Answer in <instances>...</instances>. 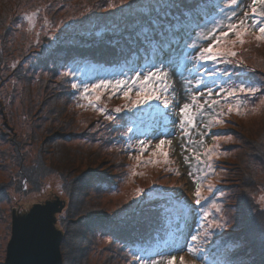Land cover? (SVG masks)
<instances>
[{
    "label": "rangeland",
    "instance_id": "374dc122",
    "mask_svg": "<svg viewBox=\"0 0 264 264\" xmlns=\"http://www.w3.org/2000/svg\"><path fill=\"white\" fill-rule=\"evenodd\" d=\"M122 1L121 9H119L114 0H104L106 6L104 4L100 6L88 5L89 0H13L11 4L13 7L10 9L13 12L11 15L9 12V16L6 19H8V27L13 33V36L9 35L11 38L9 42L13 43L11 47L13 46L14 48V45H16L17 48L13 53L4 52V59L12 57V59H19V62L23 59V66H21L23 70L25 69L30 71L28 73H31L34 67L38 68L34 72H38L37 77L39 79L43 77L44 81H55L54 79H50L52 75L48 70L58 65L61 71L58 73L57 79L63 78V74H71L68 70H63L65 61L61 59L65 56L61 52L63 45H71L66 44L68 36L72 37L73 35H77L76 37H78L80 35V37L86 36L89 40H100L98 37L104 35V32L107 30L106 25L93 24L96 15L93 14L92 9L99 8V11L101 9L100 13L109 10L108 14L110 11H116L115 14L119 16V10L128 13L130 11L133 12L132 10L135 9V11L144 13L146 10L145 7H149L150 3L155 2V0ZM163 2L164 0H156L157 4L153 6L155 15L151 16L148 24L164 16L162 7L166 6L169 1L165 4ZM245 2L247 3L248 9L245 8L241 17L232 22L238 23L243 20L245 25L248 26V34L244 36L245 43L240 44L237 42L234 46L231 45L229 41L235 39V36L230 35L227 40H221L220 44V47H231L233 51L239 53L235 56L239 58L242 48H245L250 42L255 41L264 45V39H256L260 33L256 28L251 27L252 17L250 15L253 7L256 8L258 13L264 11V4L257 3L253 5V0H245ZM6 5L5 0H0V9ZM226 5L231 7L230 1ZM27 17H32V19L29 20ZM220 17L219 15H214V17L204 21L203 25H207V27L199 29L193 41L202 47H207L212 42L214 35L212 31L213 26L210 24V21L216 20L218 22L217 27L230 23L225 20L219 21ZM125 26L127 27V32L136 33V26L132 24H126ZM123 29L119 25V27L115 26L110 29V32L122 34ZM1 32L3 33V31ZM2 33L0 36H3ZM215 35L218 36L219 33L216 32ZM0 43L1 45L3 44L1 41ZM79 45L80 41L76 40L71 46L78 47ZM77 49L81 48H76L74 52H77ZM31 51H34V53ZM24 52L25 55L29 54V56L23 57ZM68 53L73 52L68 51ZM179 59L182 60V58ZM260 60L262 61L264 58H260ZM71 62H73V59ZM79 62L82 61L75 62L76 69L81 64ZM259 63L261 64L263 62L259 61ZM209 66L211 67V65ZM188 67L191 68L192 65L189 64ZM13 74V70L11 69L0 70V141H2V143L0 142V192H5L0 195V264H4L5 260L11 232V212L13 210L26 203L59 200L64 204V208L61 212L55 213V227L61 231V219L63 218L60 216L67 214L69 205V203H66L67 198L61 190V179L56 176L50 177L49 180L47 179L44 185L38 187V189L31 190L33 192L26 193L28 188L25 183H23V190H18V178H14L12 174V172H17V168H15L16 166L11 160L12 157L9 155L11 151H14L15 146L22 145L26 151L33 149L36 154L39 153V156L42 157L44 166L51 167L52 170H59L67 174L70 173L71 176H77V173L83 170L87 164L86 159L85 161L77 159L76 162L71 160L72 157L69 156L70 154L67 151L69 150V146L71 148L75 147L76 150V144L72 145L74 140L71 143L68 140H58L60 142L53 140L55 137L53 134L54 131L61 133L57 128L67 124V119L63 117L64 115H60V117L54 116L62 124H57L56 122L49 123L50 117L45 116L41 118L38 112V106H35L31 112L26 109V106H29L27 103L28 100L21 98L23 82L22 84L16 82L17 74L15 73L14 77H12ZM171 74L173 78L171 81H168V86L170 90H174V93L163 98L169 101L172 114L168 116L167 120L158 122V125H174L175 131L171 135L167 133L165 137L162 136L154 139L147 137L149 127L144 129V131L147 130L146 132H143L139 127L134 128L138 122L134 121L133 117H138L137 115L140 112L141 115L144 112L127 111L125 105H128L130 100L123 97L122 94H113V89L110 87L107 90L97 89L95 93L90 91L86 95L83 91V85L89 86L90 83H84L80 89L77 81L72 82L73 85H77L75 88L77 89L78 99L75 106L79 108H77L76 115L73 112H68L67 116L77 120L73 124L76 128L80 127V119L82 117L86 118L81 113L91 115L102 114L94 105L105 108L107 111L103 115H108L110 109L106 105L107 102L108 104L115 103L116 108L123 109L122 111L128 114L126 116L128 120L130 118L133 119V123L119 136L121 137L120 143H126L125 148L120 149L125 151L122 160L127 163L126 173L118 179L117 184H110L109 187H106L105 194L100 199L97 200L95 196L86 194L84 198L85 204L90 202L89 204H93V206H99L101 211L106 214L108 213L107 215H109V212L113 215L116 213L123 215L127 214V212H135L137 213V217L134 223L139 222L141 217L148 218L151 214L150 211L157 209V212H160L167 222L166 229L170 228L168 224L180 222L179 234H185L187 237H191L193 234L199 236V240L196 241V245L199 247L198 254H193L189 251L183 252L181 251L182 249L179 252L177 251L178 253L167 252L170 247L178 248L175 245L177 241H181L180 235H177L175 240L169 241V239L174 238V235L168 233L165 241L157 242L155 245L157 250L161 248L165 249V251L157 252L156 254V249L151 248L145 255L140 252H132V258L136 255H141L143 258L144 256H151L148 260L154 259L157 261V264H167L168 260L174 256L176 258L175 264H223L225 263L223 261L224 257L231 255L239 247L238 244L235 246L226 244L223 245L222 252L220 253L218 252L217 245L220 240L227 238L229 233H238L240 231V229L236 228L240 221L238 205L240 203L241 193L243 192L240 177L243 174V170L248 167L247 146L248 142L252 139L247 136V132H252L253 130L255 133L263 132L264 136L263 119L260 120L258 116L264 115V83L260 81L257 83L251 80L243 81L245 85H254L257 89L260 87L259 91L261 90V93L258 96V102L255 104L250 106H246L244 103L239 104V100L234 101V99L228 98L225 93L220 100H217L219 109H214L211 112L212 109L206 107L208 106V102L214 100V93L209 97L207 95V89H201L204 93L201 95L196 90L198 78L192 79L187 73H185L186 79L184 80L178 75L173 74L172 71ZM257 74L259 77L260 73L257 72ZM6 76L8 79L5 78ZM24 76H26L25 73ZM234 78L232 76L231 79L223 81L219 79L216 85H222L225 82L229 84L228 89L233 86H238L234 84L238 83V80ZM205 79L207 80L208 78L205 76ZM188 80H191V85L188 84ZM15 85L19 87L16 88ZM216 85L212 86L213 90ZM135 94V90L130 93L133 99L135 98ZM11 95L13 96L10 98ZM96 95H100L101 99L99 101H96ZM41 97L43 103L50 100V96L47 99L46 93H43ZM206 98H210V101ZM90 100L91 104L89 102ZM185 103L190 105L189 116L191 117L192 123H187L181 112ZM238 106H240L239 112H237ZM153 107L159 108L160 106L153 105ZM229 107L232 109L230 112ZM45 111L48 112L47 109ZM161 111H164V109H161ZM202 112L205 115L199 116L198 114ZM152 115H155V112H152ZM209 115L211 116L208 118ZM22 118L25 122H23ZM157 120L159 121L160 118L157 117ZM173 121L177 122L173 124ZM28 122L32 126L33 123L39 124L37 126L39 130L36 131L37 139L30 141V138H28L24 140L23 135H27L28 131H30L27 127L29 126ZM181 124H183V130H181ZM129 127L132 129L131 132L128 131ZM138 134H142L144 137L146 136L145 138L147 139H137L135 135ZM256 137L259 136L257 135ZM256 137L254 140L258 139ZM161 139L165 140V144L160 150H157L156 144ZM140 141H144L142 154ZM153 152H157V155H152ZM164 152L168 155L164 156L162 154ZM74 153L72 151L73 155ZM1 154H5V156L1 158ZM11 155L13 154L11 153ZM137 156H140L139 160ZM95 160L98 162L97 155ZM111 160L112 158L108 157L107 161L110 162ZM68 162H72L74 166L70 165L69 169L65 170L64 168ZM111 164L113 163L105 164L104 168L110 167L109 165ZM210 186L211 191H209ZM197 189L201 192L199 197L201 203L199 205L195 203L196 199H198L196 196ZM255 199L256 203L264 210V187L261 188L257 196H255ZM81 201L82 198H80L79 202L77 200L73 208L77 207ZM119 207H123V209L112 213V211ZM129 224L132 225L133 222ZM217 224L223 226L216 227ZM97 225L93 227L95 237L91 232L88 235L89 240H94V244L92 243L89 249L90 257H82L81 264H102L103 259L114 256V253L119 248L117 246V235L103 231L106 224L104 225L102 223L101 229ZM78 230L77 227L74 231L79 232V235L82 234V230ZM69 242H67V245H70ZM75 242L76 240L68 248L70 250L69 254L72 252V249L76 248L73 246ZM173 250L176 251L177 249ZM60 251L62 264H65L63 259L65 254L63 253V248L61 249V245ZM163 252L165 253L162 255ZM135 264H137V261ZM228 264L230 263L228 262Z\"/></svg>",
    "mask_w": 264,
    "mask_h": 264
},
{
    "label": "trees",
    "instance_id": "16d2710c",
    "mask_svg": "<svg viewBox=\"0 0 264 264\" xmlns=\"http://www.w3.org/2000/svg\"><path fill=\"white\" fill-rule=\"evenodd\" d=\"M12 1L13 0H5L7 5L0 9V34L2 33L1 31H3V36H0V41L3 43L2 45L0 43V70H13L14 74L12 77H14L15 73L17 74L16 82H20L21 84L23 82L21 98L28 100L27 103L29 106H26V109L30 112L34 110L35 106H38V112L41 118L48 116L50 117L49 123L56 122L57 124H62V122L56 117L64 115L63 117L67 119H64L67 124L62 125L63 127L60 126L57 128L61 133L54 131L53 134L55 137L53 140L57 142H60L58 140H68L69 143L74 140L72 145L76 144V150L75 147L71 148L69 146V150L67 151L70 154L69 156L72 157L71 160L73 162H76L77 159L82 161H85V159L87 160V164L85 163L86 167L79 171L77 176H71L70 173L67 174L66 172H60L59 170H52L51 167L44 166L42 157L39 156V153L36 154L33 149H28V151H26L25 147L22 145L15 146L14 151H11L13 155H11V153L9 154L10 157H12L11 160L16 166L14 167L17 168V172H12V174L14 178H18V190H23V183H25L28 188L26 193H30L33 192L31 190H36L38 187L44 185L45 181L47 179L49 180L52 176L61 179V190L67 198V202H65L67 204L69 203L67 214L64 213L66 216H60L63 218L61 219V231L63 234L61 249L63 248V253L65 254V256H63L65 264H81L82 257H90L89 249L91 244H94V240H89L88 235L91 232L95 237L93 227L99 222L101 223L97 226H99L100 229L102 223L104 225L106 224V229L104 228L105 230L103 229V231L117 235V246H119L114 253L115 255L103 259L101 262L102 264H135L136 259L135 257H131L132 252H140L145 255V253L150 251L151 248L156 249V254L157 252L160 253L165 251V249L161 248L157 250L155 245L157 242L165 241L168 237V233L174 235V238L169 239V241L175 240L177 235L181 236V241H177L175 245L178 248L170 247L167 252L178 253L180 249H182L181 251L183 252L187 251V247L193 245L191 237H187L185 234H179L180 222L168 224L170 225V228L166 229L167 222L160 212H157V209L150 211L151 214L148 218L141 217L139 222L134 223L137 217V213L135 212H127V214L123 215H119V213L113 215L109 212V215H107L108 213L106 214L101 211L99 206H93V204H89L90 202L85 204L84 199L86 194L95 196L97 200L100 199L105 194V188L109 187L110 184H117L118 179L123 177L126 173L127 163L122 160L125 151L120 150L121 148H125L126 143L121 144V137L119 136H121L122 132L133 123V119L138 122L137 126L135 125L134 128L139 127L143 132L147 131H144L145 128H150L147 132V137H150L151 139L162 136L165 137L167 133H170L169 135H171L175 131V126H165L163 124L158 125L157 123L153 127L149 124V110H144L142 111L144 114L141 115L140 112L137 115L138 117H133V119L130 118L128 120L126 117L128 114L126 112H115L116 104H108V102L106 105H108L110 114L114 115L115 119L109 120L107 119V115L104 116L103 114L91 115L81 113L82 116H86V118L82 117L80 119L81 123L79 121L81 128H76L73 124L77 120L67 116L68 112H73L76 115L77 108H79L75 106L78 96L77 89L73 87V81H77L78 86L81 89L82 85L86 82L90 83L89 86H91L94 83H98L101 79H126L133 75L134 70L138 71L141 68H148L155 61L156 57L152 53L151 45L148 43L141 45L140 41L144 39V29L152 31L151 25L150 23L148 24V21L151 16L155 15L153 6H156V0L155 2L150 3L149 7H145L146 10L144 13L137 10L135 11V9L132 10L133 12L130 11L128 13L119 10L120 15L118 16V14H115L116 11H110L108 14L109 10L100 13L101 9L100 11L99 8L92 9L94 12L93 14L96 15L93 24L106 25L107 30L104 32V35L98 37L100 40H89L86 36L80 37V35H78V37H76L77 35H73L72 37L68 36L66 44L72 45V43L77 40L80 41V45L78 47L63 45L61 51L65 54V56L61 58L65 61L63 70H68L71 74H63V78L57 79V75L61 71V68L58 65H55L48 70L52 75L50 79H54L55 81H44L43 77L39 79L37 77L38 72H34L35 69H38L36 67L31 70V73H28L30 71L25 69L23 70L21 67L23 66V59L20 62L18 61L19 59H12V57L4 59V52L7 51L13 53L17 48L16 45H14V48L13 46L11 47L13 43L9 42L11 41L9 35L13 36V33L8 27V19H6L9 16V12L10 15L13 12V10H10L11 7H13L11 5ZM114 1L118 8L121 9L120 6L123 1ZM168 1L169 0H164L163 4ZM228 1L230 0H199V4L194 5L193 0H185L182 2L181 7H192V12L185 13V16L181 18L178 15H172L171 13L174 10L169 9V20L171 22L169 23V20H164L163 17H159L157 21L159 20L160 23L169 30L170 35L168 38L173 42L180 39V36L174 35V33L177 32L187 33V35L184 36V41L189 42V35L192 33V25L194 22L198 21L203 25L204 21L214 17V15L221 16L219 21L225 20L227 22H234L241 17L245 8L248 9L245 0H237V4L234 6L236 15L233 17L229 10L230 7L226 5ZM103 4L106 6L104 0H89L88 3V5L91 6H100ZM220 8L225 9L224 14H221ZM225 15L229 17V19H225ZM250 15L252 17V13ZM152 22H156V20ZM126 24L136 26V33L127 32ZM119 25L122 29H125H123L122 34L110 32V29L115 26L119 27ZM203 28L204 27H202V29ZM198 30H196V32ZM196 32L194 35H191V41H193L194 36L197 35ZM156 43V41H152V44ZM76 48L81 49H77V52H74ZM245 48H242L240 55L241 59L239 57H234L232 58V64H220L218 67L221 69L227 67L228 71L233 73L232 76L235 77L234 79L238 80L239 84L244 80L256 81L257 83L260 81L264 83V81H262L264 80V60H260V58H264V50L262 51L264 45L253 41ZM68 51L73 53H68ZM31 52L34 53V51ZM28 56L29 54L25 55L24 52L23 57ZM174 58L179 59L182 57L177 56ZM72 59L73 62H71ZM76 61H82L79 62L81 64L77 69L75 68ZM259 61L263 63L260 64ZM255 71L260 73L259 77ZM24 73L26 76H24ZM5 78L8 79L7 76ZM172 78L173 76L169 69L167 84H169L168 81H171ZM219 79L223 81L229 78L221 76L217 78V80ZM238 83L234 84L239 85ZM220 86L227 90L229 84L224 82L222 85L214 86V100L208 102V106L206 105V108L209 107V109H212L211 112L214 109H219L217 100H220L222 95L226 93L219 91ZM15 87L18 88L19 86L15 85ZM259 89L260 87H258V92L255 96L247 94V98H244L242 95L240 99H231H234V101L239 100V104L244 103L246 106L253 105L258 102V96L261 93V90L259 91ZM43 93L47 94V99L50 96V100L44 103L42 102L41 97ZM12 96L13 95H11L10 98ZM206 99L209 100L210 98ZM46 109L48 112L45 111ZM24 114L28 117L26 113ZM198 115L203 116L205 113L202 112ZM210 116L211 115H209L208 118ZM258 116L260 120L263 119L262 124H264V115ZM24 119L23 122H25ZM28 124L29 126L27 127L30 131H28L27 135H23L24 140L28 138H30V141L32 139H37L36 131L39 130V128H37L39 124L33 123V126L29 122ZM254 133V130L252 132H247V136L252 138L247 146L248 167L243 170V174L240 177L243 192L241 193L242 195L238 205L240 221L239 225L236 226L240 231L238 233H229L227 238L220 240L222 244L218 242L217 245L219 249L218 252L220 253L222 252L223 245L226 244L233 246L238 244L239 247L231 255H225L226 257L223 259L225 263L223 264H228V262L230 264H264V210H262V208L256 203L255 199V196H257L261 188L264 187V136L263 132H260L261 134L259 132ZM257 135L259 137H256ZM135 136L137 139H147L145 138L146 136L144 137L142 134ZM255 137L258 139L254 140ZM0 142L2 143V141ZM72 151L75 152L74 155L72 154ZM5 154H1V158H3L2 156H5ZM96 155L98 162L95 160ZM108 157L112 158L110 162L107 161ZM107 163L113 164L109 165L110 167L104 168V165ZM70 165H73L72 162L66 163L64 169H69ZM113 165H115L114 168H112ZM4 193L5 192L1 191L0 195ZM80 198H82V201L77 207L73 208L74 203L77 202V200L79 202ZM122 209L123 207H119L112 211V213L121 211ZM130 222H133V224H129ZM77 227L79 230H82V234L79 235V232L74 231ZM70 240L71 242H69ZM74 240H76V242L73 243V246L76 248L72 249V252L69 254L70 250H68V248ZM67 242H69L70 245H67ZM173 249L177 250L174 251ZM164 253L165 252H163L162 255ZM150 257L151 256H144V259L148 260Z\"/></svg>",
    "mask_w": 264,
    "mask_h": 264
},
{
    "label": "snow or ice",
    "instance_id": "6c2138e0",
    "mask_svg": "<svg viewBox=\"0 0 264 264\" xmlns=\"http://www.w3.org/2000/svg\"><path fill=\"white\" fill-rule=\"evenodd\" d=\"M182 0H169V3L166 6L162 7L164 12L163 19L169 20V9H173L172 15H178L183 18L185 13L192 12V7H181ZM264 4V0H253V5L255 4ZM194 5L199 4V0H193ZM230 4L233 7H230L231 15L234 17L236 15L234 6L237 4V0H230ZM221 14L225 13L224 8H220ZM259 17V19H257ZM31 20L32 17H27ZM225 19H229L225 15ZM171 21L169 20V23ZM217 21L212 20L210 24L213 26L212 31L214 33L212 37V42L209 43L207 47H202L200 44L191 41V35H194L196 30L201 29L202 27H207V25H202L198 21L194 22L192 25V33L189 35V42L184 41V36L187 33L177 32L174 35L180 36L178 41L173 42L169 39V30L164 27L160 21L150 22L152 31L144 29V39L140 41L141 45L148 43L151 45V50L153 55L156 57L155 61L148 68H141L140 70H134L133 75L126 79H101L98 83H94L89 88L88 85H84V93L87 95L90 91L95 93L97 89L107 90L110 87L113 89V94L120 93L123 97L130 100L128 105H125V109L131 112L149 111V124L153 127L158 123L168 119V116L171 113V108L169 107V101L163 97L171 95L174 93V90H170L167 79H168V70L170 69L173 74L181 77L182 80L186 79L185 73L188 74L192 79H197L196 90L203 95L201 89H207V95L209 97L213 94V85L217 84L218 77H228L231 79L233 73L229 72L227 67L219 68L220 64L229 65L233 63V57L237 55L231 47H220L221 40H227L230 35H234L235 39L229 41L231 45H235L237 42L240 44L245 43L244 36L248 34V26L245 25L244 21L241 20L238 23L230 22L227 25H221L217 27ZM251 27L256 28L260 35L256 37L257 40L264 39V11L257 12L256 8H252V25ZM218 32L219 35L216 36L215 33ZM152 41H156V44H152ZM180 56L181 59L174 58ZM192 65L191 68L188 65ZM211 65V67L209 66ZM201 69L203 70L201 72ZM67 75V73H66ZM205 76L208 78L205 79ZM191 85V80L187 81ZM77 87V85H73ZM135 90V98L133 99L130 93ZM220 92H226L228 98L240 99L243 95L244 98H247V94L255 96L258 92L257 87L254 85H245L243 81L238 86H233L227 90L223 89L222 86L219 88ZM96 101L101 99L100 95H96ZM91 104V100L89 101ZM178 104V102H177ZM153 105H159V108H154ZM97 107V110L102 114L107 110L105 108ZM242 106V105H240ZM237 107V112H239V107ZM190 105L185 103L181 109L183 113L184 120L187 123H192L191 117L189 116ZM164 109V111H161ZM123 109L116 108L115 112L120 113ZM229 107V112L231 111ZM152 112H155V115H152ZM157 117L160 120H157ZM107 119H115L110 113L107 115ZM177 121H173L175 124ZM222 122V121H221ZM181 130H183V124H181ZM129 132L132 131L131 127L128 129ZM141 144V154L144 150V141H140ZM165 144V140L161 139L158 144H156V149L160 150L161 147ZM164 156L168 154L166 152L162 153ZM152 155H157V152H153ZM137 159H140V156H137ZM209 167H211L209 165ZM211 186L209 191H211ZM201 192L199 189L196 191L195 203L199 205L201 203L199 197ZM223 225L217 224L216 227H222ZM199 239L198 235H192L191 240L193 241V246L187 247V251L198 254L199 247L196 245V241ZM135 259L137 264H157V261L145 260L143 256L136 255ZM175 257L173 256L168 260L167 264H175ZM183 259V258H181Z\"/></svg>",
    "mask_w": 264,
    "mask_h": 264
},
{
    "label": "water",
    "instance_id": "95a60500",
    "mask_svg": "<svg viewBox=\"0 0 264 264\" xmlns=\"http://www.w3.org/2000/svg\"><path fill=\"white\" fill-rule=\"evenodd\" d=\"M61 201L26 203L11 212L4 264H62V232L55 227Z\"/></svg>",
    "mask_w": 264,
    "mask_h": 264
}]
</instances>
